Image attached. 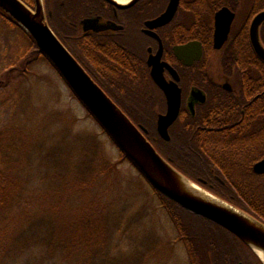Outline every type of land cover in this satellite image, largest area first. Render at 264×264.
<instances>
[{
    "label": "flooded vegetation",
    "instance_id": "1",
    "mask_svg": "<svg viewBox=\"0 0 264 264\" xmlns=\"http://www.w3.org/2000/svg\"><path fill=\"white\" fill-rule=\"evenodd\" d=\"M115 1L80 0L72 14L61 10L58 38L136 126L156 124L154 139H163L158 122L169 105L153 72L167 84L176 82L181 105L170 136L179 124L198 131L211 161L205 167L225 179L215 175L216 182L201 184L212 191L223 185L240 209L264 223V197H257L256 189L257 183L264 185L256 176L264 175L254 171L264 159V68L251 38L264 0H231L232 6H222L209 22L192 19L196 0H180L165 24L158 20L171 0H138L129 7L130 0ZM225 7L235 19L227 40L216 48V15Z\"/></svg>",
    "mask_w": 264,
    "mask_h": 264
},
{
    "label": "trees",
    "instance_id": "2",
    "mask_svg": "<svg viewBox=\"0 0 264 264\" xmlns=\"http://www.w3.org/2000/svg\"><path fill=\"white\" fill-rule=\"evenodd\" d=\"M22 1L35 9V0ZM60 1L47 0V19L57 36L60 33L58 23L61 10H64L66 14H72V11L80 6V0H64L65 7L60 6ZM196 2L198 6L193 11L192 19L207 22L222 6L231 7L233 4L231 0H196ZM50 12L52 15H49ZM0 16L28 37L31 41L28 53L44 58L56 70L47 57L39 52L37 45L24 29L2 10H0ZM261 38L264 43V26L261 28ZM259 62V67L264 68V62ZM16 68L13 67L7 72L5 82H0V88L4 89L12 84L17 72L18 77L23 74V71H15ZM87 72L90 74L89 71ZM72 94L79 101L73 91ZM87 112L96 121L92 114ZM261 120L264 121V115ZM97 124L118 148L101 125L98 122ZM143 126L148 130L147 139L156 150L192 181L206 188L201 184L202 180L216 182L215 175L222 177L221 172H212L205 167L211 164V161L202 151V137L198 131L187 128L185 124H179L171 140L167 142L160 138L154 139L158 137L155 123H145ZM25 139V146L31 143L34 145L35 141L32 137L27 136ZM0 140H2V146H0V264L138 263L137 253H130L122 247L119 240V236L126 238L128 235L126 232L122 234L121 220L124 214L113 215V218L108 215V212L116 207L109 192L115 184L116 170L102 157L96 140L88 141L84 151L79 150L72 155L75 158L70 161L78 162V166L72 170L74 174L67 173V166L65 170L63 167L60 168L59 157L54 153L47 154L45 157L40 150L35 149L31 161L34 164L36 160L37 162L35 166L29 163L31 166L29 171L32 173L34 170L39 172L41 170L42 172L46 169L44 177L48 182L60 181L59 187L45 189L44 192L39 186L30 187L24 176L26 168L20 171L18 168L21 167L13 164L7 153L1 152L9 148L12 142H7L4 137ZM120 152L122 160L131 163L121 150ZM46 160L52 168L41 167L43 162H47ZM139 174L148 183L140 172ZM256 179L261 181L264 177L256 176ZM220 186L223 189L216 188L214 191L206 189L238 208L243 207L242 204L233 202L230 195L224 191L223 185L220 184ZM151 188L174 224L178 240L185 247L190 264H263L253 251L232 233L203 217L190 213L152 186ZM256 189L257 197H264V191H262L264 185L257 183ZM114 228L118 229V234Z\"/></svg>",
    "mask_w": 264,
    "mask_h": 264
},
{
    "label": "rangeland",
    "instance_id": "3",
    "mask_svg": "<svg viewBox=\"0 0 264 264\" xmlns=\"http://www.w3.org/2000/svg\"><path fill=\"white\" fill-rule=\"evenodd\" d=\"M30 48L28 37L0 16V82L13 67L23 71L19 77L18 72L15 74L8 87L0 88V139L12 142L1 152L7 153L20 171L26 168L24 176L30 187L39 186L44 192L59 187L60 181L48 182L44 177L46 169L29 171L35 151L40 150L45 157L54 153L60 168L65 170L67 166V173L74 174L72 170L78 162L70 161L75 158L72 155L84 151L88 141L96 140L100 154L116 170L115 184L109 191L116 207L108 215L113 218L124 214L122 234L128 235L119 236L122 247L137 253V264H190L154 190L131 163L122 160L120 150L89 116L59 73L44 58L28 53ZM27 136L34 139V145L25 146ZM1 143L2 140L0 146ZM47 162L41 167L52 168Z\"/></svg>",
    "mask_w": 264,
    "mask_h": 264
},
{
    "label": "water",
    "instance_id": "4",
    "mask_svg": "<svg viewBox=\"0 0 264 264\" xmlns=\"http://www.w3.org/2000/svg\"><path fill=\"white\" fill-rule=\"evenodd\" d=\"M136 2L138 0H130L125 7ZM179 2L171 0L167 12L158 20L160 24L172 20ZM0 10L31 36L39 52L47 57L87 111L155 190L190 213L232 233L264 264V223L186 177L156 150L146 137L147 130L133 123L61 42L49 25L43 0H35V9L22 0H0ZM234 19L235 14L229 8L217 13L216 48H221L227 40ZM263 23L264 11L252 23L251 38L257 54L264 61V46L260 40ZM153 76L168 97V112L160 116L158 132L169 142V129L180 110L181 92L176 82L167 84L161 73L153 72ZM254 171L264 175V159L255 164Z\"/></svg>",
    "mask_w": 264,
    "mask_h": 264
},
{
    "label": "bare ground",
    "instance_id": "5",
    "mask_svg": "<svg viewBox=\"0 0 264 264\" xmlns=\"http://www.w3.org/2000/svg\"><path fill=\"white\" fill-rule=\"evenodd\" d=\"M202 193V192H201ZM202 194H204V193H202ZM207 197H209V196H207ZM211 198V200H213V201H217L216 199H214V197L212 198V197H210ZM260 255H262V254H260Z\"/></svg>",
    "mask_w": 264,
    "mask_h": 264
}]
</instances>
